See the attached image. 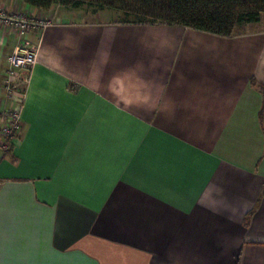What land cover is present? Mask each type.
<instances>
[{
    "label": "crops",
    "instance_id": "obj_1",
    "mask_svg": "<svg viewBox=\"0 0 264 264\" xmlns=\"http://www.w3.org/2000/svg\"><path fill=\"white\" fill-rule=\"evenodd\" d=\"M83 7L48 11L25 72L0 264H264V15L226 37ZM26 39L0 26L2 107Z\"/></svg>",
    "mask_w": 264,
    "mask_h": 264
},
{
    "label": "trees",
    "instance_id": "obj_2",
    "mask_svg": "<svg viewBox=\"0 0 264 264\" xmlns=\"http://www.w3.org/2000/svg\"><path fill=\"white\" fill-rule=\"evenodd\" d=\"M49 11L83 6L122 12L126 22L168 24L232 36L237 27L264 15V0H21Z\"/></svg>",
    "mask_w": 264,
    "mask_h": 264
},
{
    "label": "built area",
    "instance_id": "obj_3",
    "mask_svg": "<svg viewBox=\"0 0 264 264\" xmlns=\"http://www.w3.org/2000/svg\"><path fill=\"white\" fill-rule=\"evenodd\" d=\"M54 24V17L48 11L40 14L24 9L9 11L0 6V26L15 30L21 38L35 33L37 44H30L26 39L7 59L4 77V89L12 104L0 105V151L6 153L18 141L23 128V87L27 82L25 72L38 62L39 48L47 28Z\"/></svg>",
    "mask_w": 264,
    "mask_h": 264
},
{
    "label": "rangeland",
    "instance_id": "obj_4",
    "mask_svg": "<svg viewBox=\"0 0 264 264\" xmlns=\"http://www.w3.org/2000/svg\"><path fill=\"white\" fill-rule=\"evenodd\" d=\"M83 8H84V10H86L87 7L85 6V7H83ZM86 11H88V10H86ZM99 11H100V10H99ZM53 12H54V11L49 12V13H51V15H54ZM41 13H42V12H41ZM101 13H103L104 15H102ZM100 14H101V15H99V17L102 18V19H103V18H114V17H117V19H120V20H122V19L124 20V19H125L124 14H123L122 12H119V11H118V12H112L111 15H106L105 12H100ZM33 15H35V14H33ZM111 16H113V17H111ZM53 17H54V16H53Z\"/></svg>",
    "mask_w": 264,
    "mask_h": 264
}]
</instances>
